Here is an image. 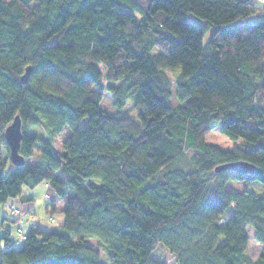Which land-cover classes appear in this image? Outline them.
Returning <instances> with one entry per match:
<instances>
[{"label": "trees", "instance_id": "16d2710c", "mask_svg": "<svg viewBox=\"0 0 264 264\" xmlns=\"http://www.w3.org/2000/svg\"><path fill=\"white\" fill-rule=\"evenodd\" d=\"M257 11L252 0H0V206L46 183L74 233L33 222L12 241L17 218L1 216L0 264H164L151 258L158 243L176 264H264V188H225L264 185V18L235 22ZM16 114L19 153L40 148L31 166L9 159ZM213 129L252 147L205 142ZM236 160L261 175L215 170Z\"/></svg>", "mask_w": 264, "mask_h": 264}, {"label": "rangeland", "instance_id": "374dc122", "mask_svg": "<svg viewBox=\"0 0 264 264\" xmlns=\"http://www.w3.org/2000/svg\"><path fill=\"white\" fill-rule=\"evenodd\" d=\"M252 1L259 7L264 5V3L260 2L259 0H252ZM188 18L192 22H195L197 24L204 23L202 19H200L194 14H189ZM262 18H264V11H257L249 16H246L245 18L238 19L235 22L255 23L256 21ZM208 37H209V32L205 34L203 41L205 42L208 39ZM168 75L170 78H173V74L171 72H168ZM172 93H173L172 97H175L174 85L172 87ZM111 97L112 96L109 92H105L103 94L102 100L100 101L101 107L107 110H112L113 97L112 98ZM169 103L172 104L171 99L169 100ZM123 110L130 114L135 113V111L131 107L130 102H127L125 104ZM37 128L38 130L39 129L43 130L41 124L38 125ZM205 142L217 145L222 149H232L234 145H243V144L248 145L247 148L252 147L251 143H248L242 139H238L235 141L229 139L224 134L220 133L218 129H213L209 133H207L205 135ZM33 151L34 154L26 159L24 166H31L38 159H40L39 156L40 148L38 147V145L34 146ZM10 169H11V165L10 163H7L3 171V174L6 175L10 171ZM225 188L232 191L248 190L253 192H259L263 190L264 185L257 180H243V181L229 180L226 183ZM25 190L27 192L28 189ZM32 191L35 192L36 199L33 202L29 201L28 204H25V206H28L31 209L22 210V208H18L11 202H8L5 205L6 209H8L12 214L18 216L16 224L12 223L6 226L10 229L12 241H16L18 239L17 234L19 235V237L22 238L23 232L26 231L28 225L33 222L37 223L39 226H41L44 229L53 230L54 232L60 235L73 238L74 233L65 230L61 225L63 220V213L61 212L60 208L63 207L64 203L58 201L53 196L54 194L51 192L50 188L47 187L46 183H40L39 185H36L32 189ZM52 196L54 197V199H50V197ZM47 200L56 203L57 205L56 210H51L50 208L46 207ZM2 210L3 208L2 206H0V217L2 215ZM247 233H248V244H247L246 254L250 256L252 259H255L261 250V244L253 238V229L250 226L247 227ZM90 245L93 248V250H95L97 256L100 259L108 263L110 262V256L108 252L106 251V249H104V247L96 245L95 239H90ZM151 258L153 260L159 261L164 264H176L175 256L172 253H170L161 243H158L156 245L155 249L151 253Z\"/></svg>", "mask_w": 264, "mask_h": 264}, {"label": "water", "instance_id": "95a60500", "mask_svg": "<svg viewBox=\"0 0 264 264\" xmlns=\"http://www.w3.org/2000/svg\"><path fill=\"white\" fill-rule=\"evenodd\" d=\"M31 71V66H26L24 72L20 75V81L25 82ZM3 137L9 148V159L15 166H23L25 158L19 153L20 142L22 139L21 119L18 114L14 115L11 122L4 128ZM232 169L241 173L251 174L253 176H260L261 169L255 164L245 161L236 160L226 164H220L215 167V170ZM23 264H38L36 262Z\"/></svg>", "mask_w": 264, "mask_h": 264}, {"label": "crops", "instance_id": "0c3cea01", "mask_svg": "<svg viewBox=\"0 0 264 264\" xmlns=\"http://www.w3.org/2000/svg\"><path fill=\"white\" fill-rule=\"evenodd\" d=\"M30 191V190H29ZM28 190H27V192L28 193H30L32 196H33V200L32 201H30V202H33L35 199H36V196H35V192H33L32 190L29 192ZM54 196V195H53ZM50 197V199H54V197ZM8 202H11V203H13L15 206H17L18 208H22V210H29V209H31L30 207H28V206H25V204H28V202L29 201H27V202H23V201H21L20 200V198L19 197H14V198H9L7 201H6V203H4L3 205H2V208H3V210H2V215L1 216H4V217H7V218H18V216L17 215H15V214H12L8 209H6V207H5V205L8 203ZM64 206V205H63ZM51 208V207H50ZM56 208H57V205H56ZM62 209V207L60 208V210ZM4 224H7V222H4Z\"/></svg>", "mask_w": 264, "mask_h": 264}, {"label": "built area", "instance_id": "2783aa9c", "mask_svg": "<svg viewBox=\"0 0 264 264\" xmlns=\"http://www.w3.org/2000/svg\"><path fill=\"white\" fill-rule=\"evenodd\" d=\"M261 1H263V0H261ZM23 237H24V236H23ZM23 237H22V238H23Z\"/></svg>", "mask_w": 264, "mask_h": 264}]
</instances>
